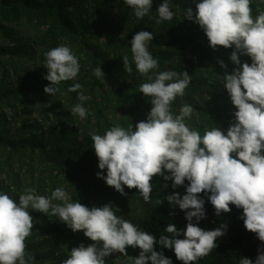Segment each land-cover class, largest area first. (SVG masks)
Listing matches in <instances>:
<instances>
[{
	"label": "trees",
	"instance_id": "trees-1",
	"mask_svg": "<svg viewBox=\"0 0 264 264\" xmlns=\"http://www.w3.org/2000/svg\"><path fill=\"white\" fill-rule=\"evenodd\" d=\"M163 0H154L151 16ZM176 13L172 21L156 24L150 16L137 19L124 0H0V190L19 198L24 189L36 188L38 194L50 195L58 186L65 187L73 200L89 207L111 202L123 215L142 229L156 235H168L164 228L175 223L183 228L187 221L184 211L173 207L167 196L173 191L184 194V186L176 189L171 181L153 177L151 199L145 202L137 189L125 186L126 195L108 186L96 176L98 158L92 148L89 132L103 134L114 123L123 127L145 120L152 107L150 98L139 92L146 77L132 64V73L124 71V55L131 61L130 41L140 30L153 32L148 49L159 61L155 72L187 70L192 79L182 97L172 103L174 113L183 104L194 108L186 121L201 131L205 126L227 129L236 110L223 87V60L231 71L232 49L218 46L213 50L199 27L185 18L184 9L192 0H173ZM253 15L264 11V0H252ZM60 44H68L79 58L78 76L61 82L52 96L44 92L51 82L44 79L47 69L44 53ZM242 62L251 63L242 56ZM101 66L104 82L97 80L93 69ZM220 75H218V74ZM79 82L89 97L85 107L91 115L81 119L71 113L79 101L71 84ZM188 183L187 181L185 182ZM167 184V186H165ZM231 212L215 215L206 202V218L200 226L211 229L228 224L217 247L194 264H239L241 257H257L261 242L255 233L246 230L240 219L242 209L230 206ZM175 215H170V212ZM32 234L26 238V251L35 257L33 264H62L72 247L95 243L83 231L73 232L58 216L31 211ZM180 238H183L182 236ZM173 264L174 250L157 244ZM140 249L128 246L129 256ZM126 257L113 253L108 264H125Z\"/></svg>",
	"mask_w": 264,
	"mask_h": 264
},
{
	"label": "clouds",
	"instance_id": "clouds-1",
	"mask_svg": "<svg viewBox=\"0 0 264 264\" xmlns=\"http://www.w3.org/2000/svg\"><path fill=\"white\" fill-rule=\"evenodd\" d=\"M154 0H124L137 19L146 15L156 24L172 21L176 13L173 0H163L151 16ZM192 7L184 9L185 18L199 25L209 46L232 49L229 60L234 67L228 70L218 60L224 74L223 87L235 107L227 129L205 126L191 127L186 121L194 114L190 104H183L176 113L172 103L185 94L191 82L187 70H164L153 73L159 61L148 49L154 33L140 30L130 41L131 61L124 55V71H136L146 77L139 92L150 98L152 107L145 120L128 127L114 123L103 134L89 132L92 148L98 158L96 176L117 192L126 195L125 186L138 190L145 202L153 192L151 181L161 176L176 189L184 186L181 195L173 191L167 201L184 211L187 221L183 228L169 223L168 235H156L142 229L130 219L117 213L120 209L111 202L91 207L73 200L69 191L58 186L50 195L38 194L36 188L24 189L19 198L0 190V264H33L35 257L26 251V238L32 234L33 217L30 210L48 216H58L73 232L83 231L91 243L72 247L62 264H108L107 258L120 253L125 264H173L155 246L174 250L177 260L194 264L217 247L228 224L205 229L200 226L206 218V202L215 215L242 209L240 219L246 230L264 242V11L253 15L252 0H192ZM44 79L51 82L44 92L54 96L61 82L74 80L80 72L77 55L68 44H60L44 53ZM250 57L251 63L241 57ZM97 80L104 82L101 66L92 70ZM69 92L77 94L78 103L71 108L81 119L91 115L85 107L89 99L79 82L71 84ZM188 182L187 184L185 182ZM167 186V184L165 185ZM175 215V212H170ZM183 238H180V237ZM128 246L140 249L137 256H129ZM239 264H264V245L257 257H241Z\"/></svg>",
	"mask_w": 264,
	"mask_h": 264
}]
</instances>
